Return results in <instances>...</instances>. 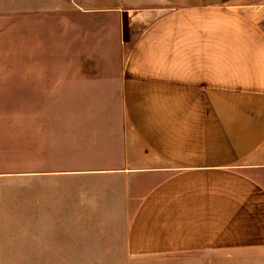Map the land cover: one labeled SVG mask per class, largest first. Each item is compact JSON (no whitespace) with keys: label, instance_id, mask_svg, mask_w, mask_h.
I'll list each match as a JSON object with an SVG mask.
<instances>
[{"label":"crops","instance_id":"1","mask_svg":"<svg viewBox=\"0 0 264 264\" xmlns=\"http://www.w3.org/2000/svg\"><path fill=\"white\" fill-rule=\"evenodd\" d=\"M257 16L264 0H0V38H13L27 76L38 21L48 33L59 21L64 40L81 42L82 64L102 66L99 80L119 64L120 145L99 149L97 172L123 175L135 201L129 255L264 249Z\"/></svg>","mask_w":264,"mask_h":264},{"label":"rangeland","instance_id":"2","mask_svg":"<svg viewBox=\"0 0 264 264\" xmlns=\"http://www.w3.org/2000/svg\"><path fill=\"white\" fill-rule=\"evenodd\" d=\"M53 26L38 21L33 77L0 38V264H264V249L128 254L135 201L123 175L97 172L99 149L120 145L119 64L99 80L101 64L83 65L81 42Z\"/></svg>","mask_w":264,"mask_h":264}]
</instances>
